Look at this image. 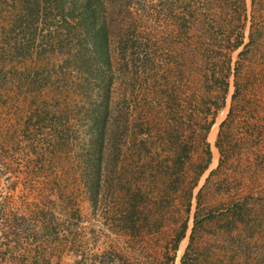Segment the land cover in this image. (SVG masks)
<instances>
[{"label":"rangeland","instance_id":"374dc122","mask_svg":"<svg viewBox=\"0 0 264 264\" xmlns=\"http://www.w3.org/2000/svg\"><path fill=\"white\" fill-rule=\"evenodd\" d=\"M36 1L0 0V264H264V0H77L87 34L72 0ZM177 149L158 212L151 178Z\"/></svg>","mask_w":264,"mask_h":264},{"label":"trees","instance_id":"16d2710c","mask_svg":"<svg viewBox=\"0 0 264 264\" xmlns=\"http://www.w3.org/2000/svg\"><path fill=\"white\" fill-rule=\"evenodd\" d=\"M34 1H35V4H39V1H36V0H34ZM77 2H79V3H77ZM72 6L80 8L79 10L81 11L80 12L81 20L84 23L83 26L85 28V33L87 34V31L90 30V28L88 27V17L90 15V12L93 11L91 8H89L90 7V1H88L87 5H86L80 1L72 0ZM72 9H74V8H72ZM28 14H32V11H29ZM91 24H93V23H91ZM93 25H95V24H93ZM105 30L106 29H105L104 25H98V27L93 29L94 36H95L94 38L98 39L94 43L96 44V47H98L97 49L100 50V53L104 50ZM241 44H242V39L238 40L235 43L234 48L235 49L238 48ZM230 72H231L230 67H228L226 73L223 75L224 76L223 79L222 80L219 79L220 82H219V85H217L218 86L217 88H218V90L221 91V99H220L221 101H220V103H218L216 105L217 107H216L214 114L217 113V111L219 109H221V107H223V105H224L225 96H226L228 86H229L228 78L230 76ZM213 121H214V118L211 120V123ZM222 124L223 123H221L220 126H222ZM203 140H204V143L206 146V148H205V153H206L205 159L202 163L197 165V169H196V172L194 173V177H193V181H192L191 185L188 186L186 189L182 188L183 189V196L185 199V203H184L185 218L182 221L181 227H180L179 231L177 232L176 237L173 240V242H174L172 245L173 255L169 257L170 262L173 261L175 252L178 248V244L184 238L185 233H186L187 222L189 219L191 205H192L194 186L196 185V181L200 177V175L207 169L208 163L210 161V154H211L210 146L205 141V139H203ZM217 146H218V144H217ZM183 154H185V153H183L180 149L175 150L173 156L167 157V162L170 161L168 163L169 165L166 169L167 171L160 172L159 168L158 169L156 168L154 171L153 177L151 178L152 179L151 181H153L154 184H153L152 188L149 187L148 193L151 194L155 198V209L158 210V212L160 210H163L164 205H162L160 207V205L163 203V201L168 202L169 199L172 198V193L175 192V190H176L175 189L176 187H173V182L178 181L179 177H183V174L180 172V170L182 168H184L185 161H186L185 159H187V160L190 159V155H188V154L183 155ZM212 160H213V157H212ZM93 169H94L95 173H93L94 176H92V179L89 181L88 185H89L90 189L92 190V193H91L92 197L98 201L99 200L98 194H99L101 182H102V180H100V178H99V173L102 171V169H101L100 163L98 162V159L96 160ZM169 169H171V171H168ZM157 181L159 182V186L156 183ZM131 188H132V191H130ZM139 188L140 187H137V188H135V187H128V188L122 187L121 190L119 191V195L122 193L121 194L122 199L125 198V196L131 197V198H133L135 195L139 196V194H142V190H140ZM199 195L200 194L198 192L196 197L198 198ZM123 204L124 203H121L122 206H123ZM126 204L127 205H125L123 207L134 208L136 205L135 203L130 205V206L128 205V203H126ZM126 208H124V209L121 208L120 212H125ZM155 212H157V211H155ZM150 215H153V213L151 212ZM128 219L129 218L125 215L123 218H120L119 223H121L122 226H125V227L128 226L127 223H130L131 224L130 230H131V232H134L135 227H136V223H134L133 221H130ZM146 220L148 222V215L145 217L144 221H146ZM147 222H145V224ZM193 222H194V227H195L196 224L198 223V219H197L196 214L193 216ZM154 224L159 225L160 223L158 221H156ZM151 225H149V226H151ZM194 227H193V231H194ZM192 240H193V235L191 234L190 235V242L187 245V248L190 247ZM187 254H188L187 251H185V253L182 256L181 264H190V263H187V261H186Z\"/></svg>","mask_w":264,"mask_h":264}]
</instances>
